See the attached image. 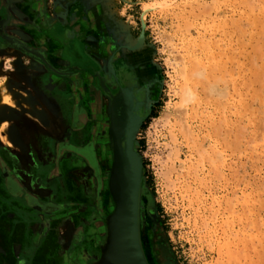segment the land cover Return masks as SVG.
<instances>
[{
    "label": "rangeland",
    "instance_id": "rangeland-1",
    "mask_svg": "<svg viewBox=\"0 0 264 264\" xmlns=\"http://www.w3.org/2000/svg\"><path fill=\"white\" fill-rule=\"evenodd\" d=\"M249 1L11 0L29 11L28 15L13 9L21 25L28 24V30L21 29L23 34L16 32L18 37L47 44L51 53L57 50L62 67L75 69V77L85 80L90 89L94 86L92 64L105 76L119 65L128 70L134 67L139 84L142 80L152 83L148 112L133 148L143 167L146 196L143 246L153 264H264V0ZM126 34L132 42L125 40ZM2 60L4 82L13 79L16 67L24 68L14 54L0 58V64ZM184 66L189 71L202 66L203 77L187 80ZM185 81L195 86L196 98L185 114L192 137L187 132L182 136L179 130L184 131V126L177 125L180 120L175 118L179 88ZM209 82L219 87L216 97L204 94ZM10 87L13 90V84ZM64 93L72 96L70 88ZM24 96L14 91L15 106L0 109V123L8 122L13 148L17 146L9 133L12 115L44 119L42 113L38 118L26 111ZM169 110L173 115L167 123L163 114ZM93 113L100 116L99 110ZM109 124L95 132L102 183L96 217L101 220L103 239L107 218L114 211L106 188L112 170L105 140ZM0 142L4 143L1 138Z\"/></svg>",
    "mask_w": 264,
    "mask_h": 264
},
{
    "label": "flooded vegetation",
    "instance_id": "flooded-vegetation-1",
    "mask_svg": "<svg viewBox=\"0 0 264 264\" xmlns=\"http://www.w3.org/2000/svg\"><path fill=\"white\" fill-rule=\"evenodd\" d=\"M16 8L29 15L27 6L24 4H13L11 0H0V58H4L7 54H14L21 59L24 68L16 67L11 76L29 91L40 105L44 119L40 122L29 115L23 117L12 115L9 133L13 140L23 145L32 159L25 168L15 157L11 164L7 154H4L5 158L0 154V188L5 191L2 196L6 200L15 198L24 200L40 216L64 211L63 208L67 203L77 201L78 204L73 206L74 213H70L72 209L68 207L64 211L67 214L61 217L72 218L70 222L73 229L69 238L65 235L67 226L63 233L56 235L53 225H50L48 233H51L53 237L51 242L56 248H53V254L51 252L47 258L49 264L87 263L99 257L103 240V234L99 231L100 226L102 227L99 223L101 220L96 217L98 192L102 183L100 165L97 160L95 132L105 127V124L107 126L110 119L107 115L105 122L101 119L102 111L108 104V98L104 95L93 73V69H100L93 64L90 66L94 82L93 88L90 89L88 85L86 86L85 80L75 77V69L62 67L59 63L62 56L58 57L57 50L51 53L50 46L47 44L26 42L18 37L16 32L23 34L21 29L28 30V24L24 22L26 26L21 25L13 13V9ZM10 57L12 61L14 60V64L18 65L19 61L15 56ZM4 64L5 61L2 60L0 68ZM131 69L128 70L119 65L115 72L112 68L110 75L104 76L105 83L112 94L117 92L118 86L123 84V79H126L124 77L129 76L130 73L139 80L134 67ZM101 74L104 75L102 71ZM23 75L25 77H22ZM32 80H35L38 85L33 87ZM66 88H70L72 96L64 93ZM98 110L100 116L94 117L93 111ZM1 132L0 123V135ZM0 146H2L1 143ZM12 149L18 152L17 147ZM1 152L3 151L0 148ZM19 153L21 154V150ZM65 161L69 162V166ZM20 171L27 172L29 177L32 176L31 179L29 178L30 181H22L28 185V188L18 177ZM32 183L37 187L42 184L43 186L40 187L47 189L42 191V188L40 190L37 187L31 188ZM56 187L62 191V197H67V199L70 197L72 201L69 202L65 198L63 202L54 200L52 196L54 191L49 193L47 190L56 189ZM66 189L70 192L67 193ZM41 191L46 192V199L39 196ZM61 196L58 197L61 198ZM53 221L55 219L50 223ZM85 244L92 246L90 252H85L86 254L81 251V246ZM29 263V259L25 257H19L16 260V264Z\"/></svg>",
    "mask_w": 264,
    "mask_h": 264
},
{
    "label": "bare ground",
    "instance_id": "bare-ground-1",
    "mask_svg": "<svg viewBox=\"0 0 264 264\" xmlns=\"http://www.w3.org/2000/svg\"><path fill=\"white\" fill-rule=\"evenodd\" d=\"M248 1L249 0H247V2ZM255 1L257 2V0H255ZM262 3H260L261 6H262ZM55 14L59 15L58 9L56 10ZM235 24H237V23H235ZM234 26H237V25H234ZM234 28H237V27H234ZM237 31H238V29L236 30V32ZM124 37H125V40H129V42L133 41V38L131 39V36L129 34H126V36H124ZM205 42H206V40H205ZM263 42H264V40H263ZM140 47H144L142 42H141ZM257 52H259V51H257ZM191 54H192V52H191ZM187 55H188V52H187ZM190 60H192V59L190 58ZM195 63L193 62V64H195ZM207 66L209 67V65H207ZM185 68H188V69H185ZM201 69L203 70L202 66L200 68L196 67V69L191 68V70L189 71V67L184 66L183 71H185L187 73L189 72L188 77L186 78L187 80H196V78H197V77H195L196 75H199V74H201V76L203 75L202 74L203 72L201 73V71H202ZM209 69H210V67H209ZM179 70H182V69H179ZM94 72L96 75L97 83L99 82L100 88L105 93L104 95L109 99L105 114L109 117L110 124L108 126L109 129L105 135V138H106L105 140H106L108 152L110 153V158L112 161L111 166H112V168L116 167V171L111 172V177L108 179V182L106 184V188L109 192V195L112 199V202L114 203V207L116 205V208H117L116 209L117 214L114 215L113 217H111L109 220L110 225H111L112 236L111 237L108 236L107 238L105 237L106 240H104V242L101 243L102 245L100 246L104 252L103 258L100 261L94 262V264H101L104 262V260H105V264H153L152 263L153 260H150L147 256L146 252H145V249L143 246V238H142V220H143V217L145 215L144 214L145 207L143 204V202H144L143 197H146L145 193H144L143 167H142V164L140 162L139 157L138 158L132 157L131 153H130V149H129V140H132V142H133V140L135 138L134 136L137 133L139 124L142 123L141 122L142 119L146 116V114L148 112V108H147L148 103L147 102L152 97L151 86H153V85H152V83H150L148 81H144V80H142L141 84H139L140 80L138 81L133 76V74L131 75V73H130V75H129L130 77L126 76V77H124L126 79H123L124 81L120 80L121 82L123 81V84L118 86L117 93L112 94V92L109 90V88L107 87V85L105 83V80H104L105 75H102L100 70H98V71L96 70ZM211 72H212V70H211ZM108 74H106V75H108ZM213 77L215 78L216 75L212 76V79H213ZM132 80H134V81H132ZM259 81H262V80H259ZM190 83H188V81H185L184 85L179 88L180 103L175 108V111L177 112V115H178V116H175V118H178L177 121L180 120V122H183V124H179L180 123L179 122L177 125H179V126L183 125L184 129H185L184 130L185 132L183 130L178 129L179 131L183 132L182 136H184V134L186 132H187V134H189V136H191L190 134H192L191 133L192 128L190 131L188 124L185 125L186 124L185 118L187 116V115L185 116V114L188 111V108L190 107L189 105L196 98V94L193 90V88L195 86L193 88H191ZM212 83H214V82H209V86L206 87L207 90H205L207 92L205 93V91H204V94H206V95L208 94V96L210 98H212L213 96L216 97V95H219V87L216 84H212ZM10 84H13V90H11V91L9 90V88H11ZM204 84H205V82H204ZM14 91H15V93H17L18 91H22L23 96L25 94L24 99L28 98V102H27L28 104H26V106L28 105V107H24V108H27L26 111H30V112L32 111L31 114H33L35 117L39 118V114L42 113V111L39 107L40 105H38L37 102L33 99V97L31 96L29 91L25 90V88L23 86H21L18 82H16V81L14 82L13 79H9V80L7 79L4 82V80L0 77V109L3 107H7V106H10V108L15 106V103H14L15 100H13ZM19 94H20V92H19ZM19 94H17L16 97H18ZM20 95H19V97H20ZM225 95H227V93ZM22 99H20V100L22 101ZM25 102H22V103L25 104ZM17 103H21V102H17ZM5 105H7V106H5ZM20 105H17V106H19L21 108L22 106H20ZM16 109L21 110L19 108H16ZM189 109H191V107ZM172 111H174V110H172ZM172 115H173V112H171L170 110L165 111L163 114L164 122L166 120V122L168 123L167 120L170 121L169 118ZM7 126H8V122L5 120L2 121V129H3V132L5 134L6 141L9 142L10 138L8 137V135H6ZM262 130H263V128H262ZM262 130H260V131H262ZM172 133H174V132H172ZM172 137L170 135V138H172ZM176 137H177V135H176ZM257 138H258V136H257ZM174 140H176V139H174ZM174 140H173V142L175 143L176 141H174ZM192 140H193V138H192ZM202 141H204V140H202ZM192 146H194V145H192ZM201 150H202V148H201ZM211 155H213V154H211ZM167 169H169V168H167ZM167 177H165V178H167ZM107 205H109V204H107ZM229 207H230V205H229ZM154 249H155V255H156L157 259L159 261H162V256H160V254H159L158 246L154 245Z\"/></svg>",
    "mask_w": 264,
    "mask_h": 264
},
{
    "label": "crops",
    "instance_id": "crops-1",
    "mask_svg": "<svg viewBox=\"0 0 264 264\" xmlns=\"http://www.w3.org/2000/svg\"><path fill=\"white\" fill-rule=\"evenodd\" d=\"M22 77L25 76L23 75ZM41 82H43V80ZM31 84L33 87L36 84L38 85V83L35 80H32ZM53 100L55 101V99ZM1 131L2 134L0 135V138L4 142V143L0 142L2 144L0 148L3 151L0 153L1 156L5 158L4 154H7L6 156L11 164H13V160H14L13 157H15L21 165H24V167L27 168L30 159H32L29 152L25 148H23V145L20 142H17L15 140L14 143L18 148V152L14 151L12 149L13 147H12L11 139L9 142L6 141L5 134L2 129V125H1ZM7 134L8 133L6 132V135ZM20 150H21V154L19 153ZM65 162H67L69 166V162L68 161ZM18 177L22 182L24 180L28 181L29 178L31 179L32 176L29 177L27 172L20 171ZM30 185L31 188L37 187L33 183ZM25 186L28 188V185L25 184ZM40 186L37 187L39 188V190L42 188L41 189L42 191L43 190L46 191L47 188L45 189L44 187H40ZM47 191H49V193L54 191V194L52 196H54V200L58 202H63L64 198L67 199V197L61 196V194L63 193L62 191H60L58 187H56V189L55 188L48 189ZM66 192L69 193L70 191L66 189ZM3 193H5V191L0 188V194H1L0 196V264H16V260L19 257L28 258L30 261L29 264H49L47 256L51 252L53 254V248L54 249L56 248V246H54L51 242L53 238L51 233L50 234L48 233L51 227L50 225L51 224L53 225V229L56 235L57 233L58 234L63 233L65 227L67 226L65 235L67 236V238H69V234L73 229V225L70 222L72 218L70 217L61 218V217L67 214V212L64 211L68 209V207L69 209H72L70 213L75 211L73 209V206L75 207L78 204L77 201L75 200L72 201V199L69 197L70 199L68 198L67 200H69V202L72 201V203L71 202L67 203L63 208L64 211L61 210L54 212L52 215L40 216L36 214L35 211L31 207H29L24 200L20 198H15L13 200H6L2 196L4 195ZM39 196L44 199L47 198L46 192L40 193ZM58 196H61V198ZM54 219L55 221H53V223L52 222L50 223V221ZM104 240H106V238L102 240V243L104 242ZM91 249H92L91 244L88 245L85 244L81 246L82 253L90 252ZM98 259L99 258L91 260L87 263H79V264H91V262H97Z\"/></svg>",
    "mask_w": 264,
    "mask_h": 264
},
{
    "label": "water",
    "instance_id": "water-1",
    "mask_svg": "<svg viewBox=\"0 0 264 264\" xmlns=\"http://www.w3.org/2000/svg\"><path fill=\"white\" fill-rule=\"evenodd\" d=\"M129 149H130V153H131V156L132 157H139L136 153H135V151H134V148H133V142H132V140H129ZM114 168V167H113ZM112 168V170H111V172L113 171V172H115L116 171V167L113 169ZM110 177H111V174H110ZM109 177V178H110ZM116 205H115V207H114V211L108 216V218H107V234H106V238L108 237V236H112V231H111V225H110V222H109V220H110V218L111 217H113L114 215H116L117 213H116ZM102 245V244H101ZM100 245V246H101ZM100 257H99V259H98V261H100V260H102V258H103V255H104V252H103V249L100 247ZM162 255H163V253H161ZM101 264H105V260H104V262L103 263H101Z\"/></svg>",
    "mask_w": 264,
    "mask_h": 264
},
{
    "label": "trees",
    "instance_id": "trees-1",
    "mask_svg": "<svg viewBox=\"0 0 264 264\" xmlns=\"http://www.w3.org/2000/svg\"><path fill=\"white\" fill-rule=\"evenodd\" d=\"M152 117H155L156 115H151ZM142 126H144V125H142Z\"/></svg>",
    "mask_w": 264,
    "mask_h": 264
}]
</instances>
